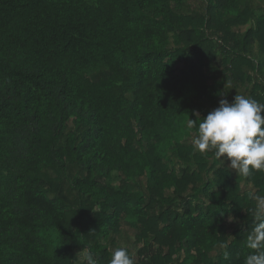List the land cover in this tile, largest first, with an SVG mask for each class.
Instances as JSON below:
<instances>
[{"label":"trees","instance_id":"16d2710c","mask_svg":"<svg viewBox=\"0 0 264 264\" xmlns=\"http://www.w3.org/2000/svg\"><path fill=\"white\" fill-rule=\"evenodd\" d=\"M236 94L264 103V0H0V264H243L264 171L186 127Z\"/></svg>","mask_w":264,"mask_h":264},{"label":"clouds","instance_id":"9594fccd","mask_svg":"<svg viewBox=\"0 0 264 264\" xmlns=\"http://www.w3.org/2000/svg\"><path fill=\"white\" fill-rule=\"evenodd\" d=\"M195 120H186L192 133V144L200 153L213 152L221 161L225 158L229 168L242 178L264 171V103L248 95L236 94L230 103L221 99L219 106L204 117L193 112ZM254 225L249 231L246 247L252 250L243 264H264V195H255ZM223 247V245H222ZM83 264H99L96 253L90 248L82 250ZM227 260L228 254H224ZM109 264H136L127 246L116 247Z\"/></svg>","mask_w":264,"mask_h":264},{"label":"rangeland","instance_id":"374dc122","mask_svg":"<svg viewBox=\"0 0 264 264\" xmlns=\"http://www.w3.org/2000/svg\"><path fill=\"white\" fill-rule=\"evenodd\" d=\"M245 30H246V28H242L241 29L242 32H245ZM213 35H215V36H212L211 38H213L214 42H216V41L219 42V40L217 39L216 36H222V34L221 33H218V34H213ZM237 61H238V59L235 60V62H237ZM124 231L126 232V235L123 238V245L128 244V242H130V240L128 239V237H131V231L129 229H127L126 227H124ZM82 255H83V252L78 253V254L75 255V263L76 264L83 263L82 262V259H81L82 258Z\"/></svg>","mask_w":264,"mask_h":264}]
</instances>
